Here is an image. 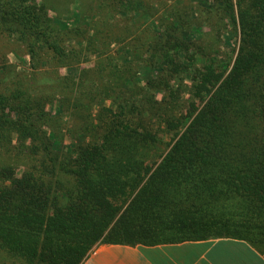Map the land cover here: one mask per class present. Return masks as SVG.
I'll use <instances>...</instances> for the list:
<instances>
[{"label": "trees", "instance_id": "16d2710c", "mask_svg": "<svg viewBox=\"0 0 264 264\" xmlns=\"http://www.w3.org/2000/svg\"><path fill=\"white\" fill-rule=\"evenodd\" d=\"M123 1L99 0L98 20L81 29L60 28L43 0H0V31L40 39L27 44L34 68L43 49L64 66L82 51L98 58L77 76L86 87L57 73L49 92L34 77L6 83L0 66V248L28 264H81L110 242L233 236L264 249V0H235L236 14L233 0H217L240 32L233 63L177 21L131 36L113 15ZM126 1L135 2L128 21L148 13ZM69 32L91 47L66 49ZM122 37L132 61L104 65L101 48ZM56 95L75 131L70 154L44 129Z\"/></svg>", "mask_w": 264, "mask_h": 264}, {"label": "rangeland", "instance_id": "374dc122", "mask_svg": "<svg viewBox=\"0 0 264 264\" xmlns=\"http://www.w3.org/2000/svg\"><path fill=\"white\" fill-rule=\"evenodd\" d=\"M37 3H40L42 0H36ZM51 7L49 10L50 16L54 19L55 23L60 27L64 28L65 26L76 27L81 29L91 28L97 21L99 13L97 8V3L99 0H43ZM144 2L145 8L148 13L145 16L140 18H135V20L128 21L133 12H129L130 7L135 8L134 4L130 5V1H123V4H120L116 12H114V17L119 18L118 23L120 27L123 28L127 25H130L131 36L141 35L142 37H147L149 31L154 26L157 30H164L165 26L169 24L170 21H177L179 31H183V34L188 35L187 38L193 39L198 37H204L211 45L209 46V51L211 53L221 51V55L217 56L220 61H231L234 62V59L238 52V46L240 42V32L235 31V26L232 22V14L230 9L225 11V7L218 2L217 0H141ZM234 8L236 14L235 0ZM133 18V17H132ZM151 26H149V25ZM180 25V26H179ZM182 28V29H181ZM93 32V30H92ZM91 32V33H92ZM11 33L13 36H7L5 33L0 31V66L3 67L1 70V76L3 81L8 84H12L11 80H16V78L29 77L33 79V86L35 89H40L41 91H51V84L54 82V79L57 78V73L60 75L69 74L73 75L78 83H83L86 87L88 81L86 79L80 81L77 77L83 68H93L95 62L98 59L90 51L77 54L74 57V64L69 66L57 64V60L53 59L51 53L43 49L40 52V55L44 58L41 65L34 68L33 61L31 59L30 51L28 48V42L34 41L37 44H40V39L36 40L34 37H28L24 35L21 31L14 29ZM127 34V33H126ZM125 34V35H126ZM185 35V36H186ZM23 38H21V37ZM85 36V35H84ZM83 36V38H84ZM124 36V35H123ZM81 34L77 32H69L62 36L64 40L63 45L66 49L72 50L73 48L82 47L90 48L87 39H83ZM144 38V39H145ZM119 42L112 41L110 46H105L103 49L106 52L101 59L104 65L110 64L112 61L113 64H122L125 60L130 59L132 61L131 55H129L128 47L130 44V38H121L118 39ZM149 41H145L144 46ZM131 47V46H130ZM151 52H145L142 54L144 58L148 57ZM75 54V51H70L69 56ZM120 55V56H119ZM125 56H127L125 58ZM213 56V55H212ZM72 62V60L65 61ZM137 64V62H136ZM137 66V65H136ZM138 66L141 68L140 74H142L143 64L140 62ZM136 68V67H135ZM137 69V68H136ZM108 72H105L106 76ZM93 74V73H92ZM140 74L138 76H140ZM90 75V74H89ZM88 76V75H87ZM88 78V77H86ZM79 85V84H78ZM61 96L56 95L52 97V103L48 104L46 110L53 113L51 120V127L47 125L44 126V129L49 130L51 137L55 139V147L58 150L63 151L64 153L70 154L73 151L72 140L75 141L73 133L74 128L72 123L68 121L67 117H61L58 114L59 108H63L60 105ZM99 100V97L97 98ZM104 100H101L102 103ZM109 100H106L105 103L109 104ZM53 130H52V129ZM55 130V131H54ZM76 136V135H75ZM78 137V135H77ZM70 139V140H69ZM24 167H16V178H20L23 175ZM241 213V212H240ZM240 215V214H239ZM238 215V217H239ZM227 216H231L230 214ZM223 217H221L219 222H222ZM232 220V219H231ZM223 224V223H222ZM222 224H219L225 232H230L234 235L238 234H247L249 230L240 226H231L230 229H227ZM220 227V228H221ZM99 245V244H98ZM97 245V246H98ZM259 248V244H257ZM95 246L92 250L89 251V254L94 251L97 247ZM264 252V249H261ZM0 264H28L22 259L10 258L3 250L0 248Z\"/></svg>", "mask_w": 264, "mask_h": 264}, {"label": "crops", "instance_id": "0c3cea01", "mask_svg": "<svg viewBox=\"0 0 264 264\" xmlns=\"http://www.w3.org/2000/svg\"><path fill=\"white\" fill-rule=\"evenodd\" d=\"M81 264H264V252L233 236L156 243H100Z\"/></svg>", "mask_w": 264, "mask_h": 264}]
</instances>
